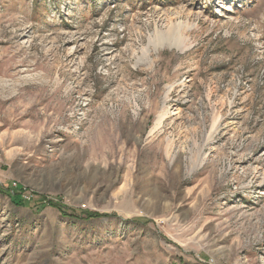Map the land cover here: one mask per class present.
<instances>
[{"label":"rangeland","instance_id":"1","mask_svg":"<svg viewBox=\"0 0 264 264\" xmlns=\"http://www.w3.org/2000/svg\"><path fill=\"white\" fill-rule=\"evenodd\" d=\"M0 264H264V0H0Z\"/></svg>","mask_w":264,"mask_h":264},{"label":"trees","instance_id":"2","mask_svg":"<svg viewBox=\"0 0 264 264\" xmlns=\"http://www.w3.org/2000/svg\"><path fill=\"white\" fill-rule=\"evenodd\" d=\"M65 216H67L66 212L64 214ZM98 215L97 214H92V215H89V218H92V217H97Z\"/></svg>","mask_w":264,"mask_h":264}]
</instances>
